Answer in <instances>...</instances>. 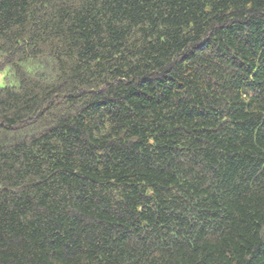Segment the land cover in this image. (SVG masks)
Segmentation results:
<instances>
[{"label":"trees","instance_id":"16d2710c","mask_svg":"<svg viewBox=\"0 0 264 264\" xmlns=\"http://www.w3.org/2000/svg\"><path fill=\"white\" fill-rule=\"evenodd\" d=\"M0 264H264V0H0Z\"/></svg>","mask_w":264,"mask_h":264}]
</instances>
